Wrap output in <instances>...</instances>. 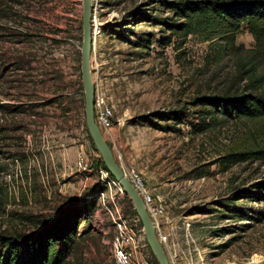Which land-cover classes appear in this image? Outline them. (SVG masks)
Masks as SVG:
<instances>
[{"label":"rangeland","instance_id":"obj_1","mask_svg":"<svg viewBox=\"0 0 264 264\" xmlns=\"http://www.w3.org/2000/svg\"><path fill=\"white\" fill-rule=\"evenodd\" d=\"M97 1L103 26L91 74L113 105V148L104 138L165 203L169 263L264 264V201L252 195L264 181V159L250 155L264 137L244 121L193 132L194 98L242 88L236 78L252 37L242 29L225 46L202 31L172 32L166 24L184 20L168 3L182 0ZM81 10V0H0V234L36 232L61 208L88 202L68 264H115L113 221L117 212L127 222L133 214L93 166L99 155L85 130ZM175 110L185 113L179 123L154 116ZM133 263L157 264L142 243Z\"/></svg>","mask_w":264,"mask_h":264},{"label":"trees","instance_id":"obj_2","mask_svg":"<svg viewBox=\"0 0 264 264\" xmlns=\"http://www.w3.org/2000/svg\"><path fill=\"white\" fill-rule=\"evenodd\" d=\"M168 6L175 17L184 20L181 24H166L172 32H182L186 36L202 31L209 36L217 35L224 41L225 46H233L236 34L244 30L253 40L252 47L242 51L244 56L241 70L236 78L237 81H244L242 88L228 89L221 94L204 95L193 99L192 104L198 107L196 112L198 123L193 126V132L204 133L213 126H222L228 121H244L256 124L261 136L264 137V0H182L168 3ZM184 114L175 110L154 113V116L161 121L179 123ZM144 119L151 123L150 117ZM88 139L93 151L97 153L89 136ZM251 154H257V159H264V146ZM229 157L233 158L235 155L223 158L227 160ZM233 162L235 161L225 163ZM93 166L96 171L105 173L108 181L113 180L106 172L100 157L96 158ZM252 187L256 188L253 197L255 199L260 197L263 199L261 201H264V181ZM124 200L131 209V214L135 215L125 195ZM92 207L88 202L82 204L76 202L61 208L49 226L44 223L45 227L36 232L13 236L0 234V264H68V258L81 237L77 229L78 223ZM226 211L237 213L239 219L250 217L234 209ZM259 219L260 217L256 216V220ZM150 255L152 256L151 252Z\"/></svg>","mask_w":264,"mask_h":264},{"label":"built area","instance_id":"obj_3","mask_svg":"<svg viewBox=\"0 0 264 264\" xmlns=\"http://www.w3.org/2000/svg\"><path fill=\"white\" fill-rule=\"evenodd\" d=\"M97 2V0H92L90 17L91 33L93 38L91 52L93 54L95 52L96 36L100 34V29L103 26L96 11ZM109 17L111 16L109 15ZM94 88V122L98 126L102 135L104 137L108 136V138L110 139V145L113 148V140L112 138H110V131L115 122L113 105L107 98L99 94L97 88L95 87V84ZM113 151L114 158L121 167L124 176L141 197L146 212L154 226L156 238L162 245L164 241L162 228L164 225L170 223L164 217L166 210L165 203L158 196L152 195L147 189V186L145 185L141 174L133 168H125L121 163L122 161L117 151L115 149H113ZM110 181L112 185L117 187L118 191L122 194L123 192L119 185L114 180ZM116 214L117 216L114 219L113 224L116 228L117 234L112 242L113 258L115 264H134L133 262L136 258L137 246L142 243L143 246L146 247L142 227L140 226L141 224L136 215H132V217L129 219V222H127L126 218L119 212H117Z\"/></svg>","mask_w":264,"mask_h":264},{"label":"water","instance_id":"obj_4","mask_svg":"<svg viewBox=\"0 0 264 264\" xmlns=\"http://www.w3.org/2000/svg\"><path fill=\"white\" fill-rule=\"evenodd\" d=\"M81 45H80V79L83 92L84 102V121L86 131L93 144L94 149L98 153L106 172L119 185L124 195L128 198L132 205L135 215L138 217L142 227L146 244L154 257L157 264H169L166 252L161 243L157 240L155 229L149 218L143 201L137 191L128 182L124 173L114 158L111 147L105 140L98 126L94 122V84L91 74V49H92V33H91V7L92 0H81Z\"/></svg>","mask_w":264,"mask_h":264},{"label":"crops","instance_id":"obj_5","mask_svg":"<svg viewBox=\"0 0 264 264\" xmlns=\"http://www.w3.org/2000/svg\"><path fill=\"white\" fill-rule=\"evenodd\" d=\"M14 64L17 65V62L15 61Z\"/></svg>","mask_w":264,"mask_h":264},{"label":"flooded vegetation","instance_id":"obj_6","mask_svg":"<svg viewBox=\"0 0 264 264\" xmlns=\"http://www.w3.org/2000/svg\"><path fill=\"white\" fill-rule=\"evenodd\" d=\"M91 60V59H90Z\"/></svg>","mask_w":264,"mask_h":264}]
</instances>
